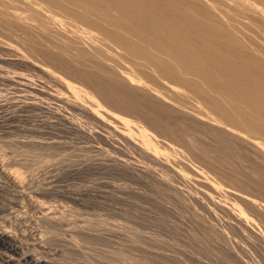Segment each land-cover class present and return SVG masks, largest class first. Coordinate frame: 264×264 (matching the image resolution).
Returning <instances> with one entry per match:
<instances>
[{"label": "bare ground", "instance_id": "bare-ground-1", "mask_svg": "<svg viewBox=\"0 0 264 264\" xmlns=\"http://www.w3.org/2000/svg\"><path fill=\"white\" fill-rule=\"evenodd\" d=\"M0 36L80 86L114 125L163 144L147 145L185 179H209L221 211L264 237V0H0ZM1 246L7 263L46 264L2 225Z\"/></svg>", "mask_w": 264, "mask_h": 264}, {"label": "rangeland", "instance_id": "rangeland-1", "mask_svg": "<svg viewBox=\"0 0 264 264\" xmlns=\"http://www.w3.org/2000/svg\"><path fill=\"white\" fill-rule=\"evenodd\" d=\"M0 39V225L22 253L46 264H264V237L221 211L209 179H185L163 144L123 132L80 86Z\"/></svg>", "mask_w": 264, "mask_h": 264}]
</instances>
